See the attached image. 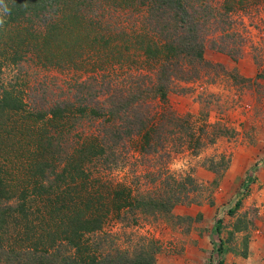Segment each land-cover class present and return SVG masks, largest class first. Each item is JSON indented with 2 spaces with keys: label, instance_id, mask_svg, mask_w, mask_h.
I'll return each mask as SVG.
<instances>
[{
  "label": "rangeland",
  "instance_id": "rangeland-1",
  "mask_svg": "<svg viewBox=\"0 0 264 264\" xmlns=\"http://www.w3.org/2000/svg\"><path fill=\"white\" fill-rule=\"evenodd\" d=\"M189 1L199 13L203 10L201 4L211 8L205 54L214 66L201 69L198 80H175L166 106L149 99L143 111H149L151 119L161 118L166 108L179 117L189 115L191 128L184 130L186 123L180 122L181 128H176L172 134L165 132L164 146L153 154L141 152V137L125 138L115 154L108 153L107 157L89 164L88 191H83L85 187L81 186L78 197L85 201L90 194L96 195L97 204L105 210L119 186L129 189L136 197L158 198L171 190V186H176L174 180L192 176L201 188L189 196L186 192L182 194L186 199L174 207V218L142 215L137 211L109 214L102 230L88 236V241H95L92 253L106 264H129L150 242L157 246L156 264H213L211 235L218 214L224 221L221 237L229 247L225 264H264V2L237 5L226 14L224 0ZM100 4L109 10L106 18L111 29L125 27L130 33L148 22L146 9L140 8L138 12L132 6L115 13L114 0H99ZM133 53H125L123 66L116 65L105 72L87 71L91 69L89 66L86 69L46 68L32 58L17 66L5 67L2 81L20 94L25 106V112L14 119L26 120L32 115V120L36 119L38 124L32 126V130L26 128L28 131L9 129L13 131L10 136L1 139L13 147L12 152L17 156L11 153L10 160L16 164L22 158L26 146L36 143L39 129L52 131V125H45L47 120L41 121L38 117L57 106L72 112L65 132L60 128L56 135L62 143L72 146L90 135L104 134L105 127L94 120L90 110L107 106L114 89H118L125 100L140 99L141 89L136 88V83L140 86L155 81L150 66L143 64L138 52ZM84 107L88 109L86 115L80 112ZM221 132L224 135L218 136ZM192 135L190 141L188 137ZM198 138L201 147L197 146ZM213 138L216 142L209 143ZM222 155L230 159V164L219 186L215 187L212 186L215 174L210 170V159L219 161ZM23 161L26 159H21L15 165L18 171L12 172L16 178L28 171L20 165ZM255 165L254 182L235 215H229L228 205ZM41 209L45 211L44 207ZM34 211L36 228L28 235L34 237L33 241L42 234L51 238V232L60 233L56 230L58 222L51 221L49 214L38 213L37 206ZM236 224L243 229L229 238ZM19 230L22 231V227L11 228L6 238H0V264H56L63 257L69 258L66 243L57 245L53 257L42 249L27 253L28 242ZM40 245L41 248L42 243ZM120 252L130 256L120 255L123 260L119 261Z\"/></svg>",
  "mask_w": 264,
  "mask_h": 264
},
{
  "label": "trees",
  "instance_id": "trees-1",
  "mask_svg": "<svg viewBox=\"0 0 264 264\" xmlns=\"http://www.w3.org/2000/svg\"><path fill=\"white\" fill-rule=\"evenodd\" d=\"M224 2V10L228 14L237 5L244 7L264 0ZM114 4L115 13L133 7L138 12L140 8L146 9L148 22L130 33L125 27L111 29L106 18L109 10H105L103 4L99 5V0H3L0 5V238H6L11 228L22 227L19 231L25 234V241L28 242L25 251L32 254V251L42 249L51 257L56 255L52 252H56L58 244L66 243L70 249L69 258L63 257L56 264H106L103 259L97 258L96 253H92L95 241H88V236L102 230L109 214L137 211L142 215L174 218V207L185 202L186 197L182 194L186 192L189 196L201 188L192 176L181 181L174 180L176 186H171L166 195L158 198L136 197L129 189L119 186L105 210L97 204L96 195L90 194L85 201L78 197L81 186L85 187L83 191H88L91 180L87 170L89 164L115 154L125 138L141 137V152L153 154L164 146L165 132L172 134L176 128L182 127L180 122L186 123L184 130L190 129L189 115L179 117L166 108L161 118L151 119L149 111L143 109H147L145 104L149 99L158 100L166 106L171 84L175 80H198L201 69L214 66L207 61L205 54L206 25L212 14L209 6L201 4L203 10L199 13L192 8L189 0H114ZM132 51L135 52L133 54L138 52L143 64L150 66L155 74V81L150 84L138 86L136 83L142 97L129 101L118 89L111 91L107 106L90 110L94 120L105 127L104 134L90 135L72 146L56 138L60 128L64 133L68 126V116L72 115L68 108L57 106L39 115V120H47L45 125H52V131L39 129L36 143L27 145L22 158L16 161L20 163L21 159H26L20 165L28 169L27 173L14 177L12 172L16 170L17 163L9 157L13 147L1 139L10 136L13 131L9 129L32 130V126L38 124L36 119L32 120V115L26 120L14 119L25 112V106L20 94L14 88L6 87L2 81L3 69L32 58L46 68L86 69L89 66L91 69L87 71L105 72L116 65L123 66L125 53ZM87 110L84 107L80 112L86 115ZM223 135L221 132L218 136ZM188 139L192 141L193 135ZM215 142V138L209 141L211 144ZM197 146H202L199 138ZM13 156L17 157L14 153ZM210 163V170L215 174L212 186L217 187L229 167L230 159L222 155L219 161L210 159ZM256 167L248 173L239 193L228 205L229 215H235L241 207L243 197L255 180ZM34 206H37L38 213L49 214L51 221L58 222L55 223L56 230L60 233L51 232V238L39 235L37 241L28 236L36 228ZM41 207L45 211L42 212ZM222 218L217 215L212 229L213 264H225V256L229 252L227 241L221 237L224 228ZM242 229L236 224L229 238ZM150 244L143 246L140 249L142 252L129 264H156L157 246L154 242ZM118 255L119 261L123 260L120 255L130 256L122 252Z\"/></svg>",
  "mask_w": 264,
  "mask_h": 264
},
{
  "label": "clouds",
  "instance_id": "clouds-1",
  "mask_svg": "<svg viewBox=\"0 0 264 264\" xmlns=\"http://www.w3.org/2000/svg\"><path fill=\"white\" fill-rule=\"evenodd\" d=\"M3 4V0H0V5H2Z\"/></svg>",
  "mask_w": 264,
  "mask_h": 264
}]
</instances>
